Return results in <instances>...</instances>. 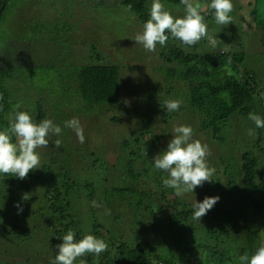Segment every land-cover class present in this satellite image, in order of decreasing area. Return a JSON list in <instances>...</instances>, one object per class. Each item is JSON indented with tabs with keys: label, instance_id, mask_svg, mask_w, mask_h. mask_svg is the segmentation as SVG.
Returning <instances> with one entry per match:
<instances>
[{
	"label": "rangeland",
	"instance_id": "rangeland-1",
	"mask_svg": "<svg viewBox=\"0 0 264 264\" xmlns=\"http://www.w3.org/2000/svg\"><path fill=\"white\" fill-rule=\"evenodd\" d=\"M116 1L121 3L123 0H16V6L7 13V24L0 23V65L3 64L11 75H15L14 79L17 78L9 86L11 101L14 105L20 103L21 108L18 110L28 112L34 122L38 123L47 118L62 129L60 136L48 137L47 148L37 150L41 156L40 167L51 166L55 162L62 164L65 148L70 149L67 153L73 151L77 157L80 148L84 146L85 149L81 151H85L87 155L92 152L113 165V173L117 178H121L128 171L126 163L130 160L128 153L122 151L121 143L129 139L132 132L139 136L141 132L148 131L153 136H161L157 149L163 153L172 139L174 126L188 125L193 129L192 138L208 146L210 155L207 157V163L215 169V173L211 177L212 181L196 187L193 193L179 196L180 203L193 208L195 202H203L207 196L219 197L218 202L198 223L202 226L205 218L230 210L235 215L234 224L244 225L246 222L250 231L262 236L260 245L264 244V214L251 209L245 201L239 177L242 154L252 150L255 137L248 135V130L254 129L250 121L240 119L237 123L230 122L228 126L221 128L220 134L212 136L201 128L198 116L187 109V103L179 99L182 101L180 109L187 110L177 112V118L165 123L162 114L174 112H167L164 101L177 100L186 92L181 81L175 80L173 83L167 80L166 69L171 66L160 57L163 49L173 42L169 41L163 47L157 45L155 52H148L142 46L136 45L133 38L141 31L142 24L135 17L137 15ZM143 1L150 14L153 0ZM196 2L201 4L203 15L209 9V3L203 0ZM161 3L173 17L182 18L185 15L184 5L173 6L164 0H161ZM232 3L233 11L230 13L229 25H219L215 19H207L208 12L203 15L208 33L216 38L217 48L222 47L226 53L240 52L245 55L241 68L247 69L250 77L255 80L258 91L264 94V0H233ZM197 46V51H187V54L207 52V48L212 44L207 38H202ZM88 64H111L120 68L121 105L110 107V111L108 108H97L93 115L84 113L75 71L78 67ZM11 67L17 68V71ZM38 105H42L45 118L38 119ZM12 111L13 109L10 113ZM73 118L79 119L81 123L84 143L78 141L72 129L64 126L65 121ZM57 139L62 141L59 148L55 146ZM120 158H124L123 164L120 163ZM74 166L78 170L83 168L81 162L74 163ZM148 167L149 163L148 166L142 167L139 162L136 168L139 176L147 177L139 181L138 192L145 190L157 193L159 198L160 193L167 192L169 187L156 184L150 172L147 176L143 171ZM259 167L258 183L264 181L262 160ZM56 169L57 166L52 167L55 172ZM36 170L39 171L40 168ZM150 170L152 172L153 168ZM96 177L98 178V175ZM52 183L49 177H46L32 184L35 188L32 201L43 198L50 185L48 199L56 189L61 194L59 185L54 189ZM204 188H208V192ZM7 196L9 195L0 198V264H52L58 248L51 240V232L35 229L36 224L42 225L41 222L29 215V209L24 204L17 202L7 205ZM174 197L170 193L168 199L172 201ZM134 205L136 204L128 208L132 210ZM177 209L181 210L178 207ZM243 209L246 212L244 214L241 213ZM116 214L123 218L121 225H113L114 212H110L112 217L106 219L107 225L112 224L115 229L131 218L125 210ZM140 219L150 220L151 217L145 214L140 215L138 220ZM136 221L137 219L133 220L132 225H136ZM138 226L141 228L135 231L131 227L126 229L125 237L136 239L138 236L137 239L154 245L160 255L166 256V249L163 248L167 245L166 240L156 234V228L144 223ZM143 226L145 231L142 233ZM152 230L154 232L150 233ZM27 231L32 233L27 235ZM245 237L246 233H242L239 245L246 243ZM205 258L202 250L186 254L184 257L186 264H196V259L204 261Z\"/></svg>",
	"mask_w": 264,
	"mask_h": 264
},
{
	"label": "trees",
	"instance_id": "trees-1",
	"mask_svg": "<svg viewBox=\"0 0 264 264\" xmlns=\"http://www.w3.org/2000/svg\"><path fill=\"white\" fill-rule=\"evenodd\" d=\"M164 1L173 6L182 5L180 0ZM203 1L208 2L209 5L211 3V0ZM117 3L126 10L131 6L130 12L137 15L135 17L142 25L150 18L143 0H123ZM16 4V0H6L5 3L4 0H0V23L7 24L9 17L7 13ZM206 12L209 13L207 19L214 20V10L209 8ZM165 34L169 36L167 42H173L160 54L161 59L171 66L166 69L167 80L173 83L179 80L185 86L186 92L182 93L177 100L187 103V109L198 116L201 128L215 136L220 134L221 128L228 126L230 122L237 123V120L243 119L246 122L250 121L251 127L255 129L252 150L242 154L239 177L245 201L251 209L264 214V181L261 180L262 182L258 183L259 165L261 160L264 162V128H256L254 122L248 119L249 113H255L264 119V99L261 98L262 94L258 91L256 82L250 77L247 69L241 68L245 55L240 52L226 53L222 47L217 48V44L208 47L207 52L187 54V51H197V44L187 46L171 37L170 33ZM5 68L3 64L0 65V130L6 129L9 125L8 116L14 105L11 101L9 86L17 80V78L14 79L15 75H11ZM13 70L17 71V68ZM75 75L79 98L83 103V111L87 115H93L97 108H108L110 111V107L122 104L121 74L118 66L83 65L77 68ZM38 108V119L45 118L42 105H38ZM187 109L179 108L174 113L164 112L162 118L165 123H168L177 118V112ZM132 133L129 139L121 143L122 151L125 154L128 153L130 159L126 163L128 171L126 170L127 172L121 178H117L113 173V165L111 166L92 152L87 155L85 151H81L85 149L84 146L80 148L77 157L74 156L73 151L67 153L70 149L65 148L63 149L65 153L63 165L60 162H55L51 166L42 165L39 171L32 170L22 180L14 176H1L0 198L8 194L7 205L17 204V202L20 205L24 204L29 209V215L42 224H36L35 229L46 230V233L51 232V240L57 245L63 243L61 238L69 229L75 233L77 241L91 234L107 243V250L99 257L86 254L78 258L76 264H79L80 259L85 260L87 264H186L185 255L193 254L198 250H202L206 258L204 261L196 259V264H239L237 261L240 262L241 255L247 253L251 256L255 253L261 246L262 236L250 231L246 227V222L243 223L244 225L234 224L233 216L235 215L232 211H222L205 218L201 226L198 220L193 219V208L182 205L174 189L169 188L167 192H161L159 198L156 196L157 193H149L145 190L139 193L138 183L140 185L139 181L146 177H141L137 173L136 168L139 162L142 163V167L150 164V167L143 172L147 176L150 172L158 185L163 184L168 174L156 169L153 162L154 157L162 153L157 149L161 136H153L148 131L141 132L139 136L135 132ZM123 160L124 158L120 161L121 164ZM76 162H81L83 165L81 170L75 168ZM54 166H57L56 172L52 170ZM46 177H49L51 183L53 182L54 189L56 185H59L61 194L56 189L53 196L48 199L50 185L44 192V197L33 199L35 200L33 202L32 195L35 188L32 184ZM207 189L204 188L206 192H208ZM170 193L175 196L172 201L168 199ZM25 194H31L27 201L22 199ZM93 201L100 207H93ZM133 204L136 205L130 210ZM177 207L182 211H177ZM124 210L131 216L127 223L125 220L118 229H115L112 224L107 225L106 219L112 217L110 212H114L113 225H121L123 218L116 213ZM241 213L246 212L243 209ZM145 214L151 219L138 220L140 215ZM135 217L136 225H132L131 222L136 220L132 218ZM140 223L155 227L156 234L165 238L167 245L163 248L166 249V256L160 255V251L154 245L137 239L138 236L136 239L125 237L126 229L131 227L135 231L141 228L138 226ZM144 231L143 226L142 233ZM152 232L154 231H150ZM30 233L32 232H26L27 235ZM242 233H246V243L239 245L238 241ZM180 235H182L181 238ZM232 243L234 245L230 246Z\"/></svg>",
	"mask_w": 264,
	"mask_h": 264
},
{
	"label": "clouds",
	"instance_id": "clouds-1",
	"mask_svg": "<svg viewBox=\"0 0 264 264\" xmlns=\"http://www.w3.org/2000/svg\"><path fill=\"white\" fill-rule=\"evenodd\" d=\"M180 2L184 5L185 15L182 18H175L165 10L161 0H153L150 18L133 38L136 45L142 46L148 52H155L157 45L161 47L166 45L169 36L165 33L168 32L171 37L187 46L196 45L202 38H207L215 46L217 40L208 33V26L204 16L201 15V4L196 0H180ZM207 7L214 10L217 24H231L232 0H211ZM128 10H131V6ZM261 98L264 99V94ZM181 103L180 100H165L164 108L167 112H175L179 110ZM20 108V103L13 105V111L8 116V127L0 130V176H14L22 180L32 170L41 168V156L37 150L47 148L48 137L60 136L62 129L51 119L45 118L38 123L34 122L29 113L19 111ZM248 119L254 122L256 128H264V119L261 116L249 113ZM64 126L73 130L80 143L85 142L84 130L79 119L65 121ZM248 135L254 136L255 130L249 129ZM192 137L193 129L190 126H174L167 149L153 159L154 167L168 174L163 180L164 186L174 189L178 197L185 193H193L196 187L212 181L211 177L215 173V169L209 167L207 163V157L210 155L208 146ZM61 144L60 139L55 141L57 148ZM30 195L25 194L22 199L27 201ZM218 200L219 197H206L203 202H195L193 219L200 221ZM92 206L100 207L95 201L92 202ZM17 207L19 208V205ZM20 211L22 212V208ZM61 239L63 243L56 246L58 253L52 264H76L78 258L86 254L99 257L108 248L103 239L91 234L77 241L71 229ZM239 260L241 264H264V244L259 246L253 255L249 256L245 253L239 257ZM79 264H87V262L80 259Z\"/></svg>",
	"mask_w": 264,
	"mask_h": 264
},
{
	"label": "water",
	"instance_id": "water-1",
	"mask_svg": "<svg viewBox=\"0 0 264 264\" xmlns=\"http://www.w3.org/2000/svg\"><path fill=\"white\" fill-rule=\"evenodd\" d=\"M5 1H6V0H4V3H5ZM3 7H4V5H3Z\"/></svg>",
	"mask_w": 264,
	"mask_h": 264
}]
</instances>
